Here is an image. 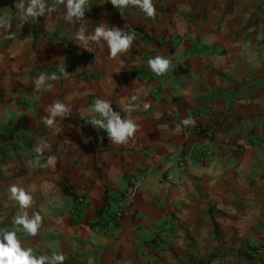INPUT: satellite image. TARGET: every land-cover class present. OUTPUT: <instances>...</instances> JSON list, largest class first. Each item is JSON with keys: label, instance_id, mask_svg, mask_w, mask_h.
Masks as SVG:
<instances>
[{"label": "crops", "instance_id": "0c3cea01", "mask_svg": "<svg viewBox=\"0 0 264 264\" xmlns=\"http://www.w3.org/2000/svg\"><path fill=\"white\" fill-rule=\"evenodd\" d=\"M15 2L0 0V15L14 14ZM152 2L154 17L88 0L82 22H66L57 5L23 27L13 20L11 34L0 31V94L20 98V106L10 105L20 112L10 130L32 131L34 148L51 146L40 156L42 173L34 160L30 175L22 173L35 198L26 211L39 212L42 225L35 237L22 230L17 236L33 255L50 261L63 254L64 264H264V144L253 142L264 137V0ZM102 22L135 35L126 53L110 58L104 41L91 45L93 52L76 43L81 23L91 32ZM158 55L170 61L169 70L145 73ZM41 73L59 80L37 90ZM97 99L138 125L127 143H112L90 123ZM56 101L72 113L49 127L45 109ZM133 103L139 107L127 112ZM189 117L194 127L181 123ZM202 146L212 155L199 162ZM50 155L55 167H44ZM145 169L151 173L113 233L95 232L93 223ZM169 170L174 177L165 180ZM78 193L88 203L76 216Z\"/></svg>", "mask_w": 264, "mask_h": 264}, {"label": "clouds", "instance_id": "9594fccd", "mask_svg": "<svg viewBox=\"0 0 264 264\" xmlns=\"http://www.w3.org/2000/svg\"><path fill=\"white\" fill-rule=\"evenodd\" d=\"M87 4L88 0H56L54 5L47 4L46 0H16L14 14L0 15V31L11 34L13 20L18 21L19 25L23 27L25 23L33 21L37 17L48 16L57 11V5H63L65 10L63 19L66 22L79 23L85 20ZM111 4L119 10L127 8L129 5L135 6L148 17L155 16L156 9L152 0H111ZM9 38H11V35ZM134 40V34H127L117 27H108L103 22L91 32L87 30L84 23H81L75 33L76 43L88 52L94 51L91 45L100 44L101 41L106 42L110 58H116L126 53ZM148 66L154 73L161 75L169 70L170 61L158 55L148 60ZM63 74L65 76L68 75L65 70ZM57 80H59V77L55 73L50 76L41 73L33 83L35 88L39 90L47 81ZM51 86V84H48L49 88ZM131 99L136 101L137 97L133 96ZM150 106L149 101L143 103L144 110L149 109ZM138 107L139 105L137 104H129L126 111L130 113ZM92 110L95 115L90 123L96 128L106 131L112 143L125 144L137 131L138 125L131 118H122L120 113L115 111L107 100L97 99L92 106ZM45 111L47 115L43 117V123L51 127L55 124L57 117L65 118L70 116L72 108L63 102L56 101L49 105ZM181 123L186 127L195 126V120L191 117L183 119ZM87 142L85 140V143ZM50 147L47 143H41L34 148V151L39 156H42L45 149H50ZM56 162V157L50 155L43 166L55 167ZM8 191L11 194V198L19 204L21 211L13 218V224L18 226L17 230L0 229V264H64L65 256L63 254H53L49 261L47 256L41 255L37 257L33 255L30 248L25 249L22 247L17 231L22 230L27 235L35 237L43 221L39 212L33 213L30 217L26 211L33 206L34 201L33 197L24 188L12 184Z\"/></svg>", "mask_w": 264, "mask_h": 264}, {"label": "rangeland", "instance_id": "374dc122", "mask_svg": "<svg viewBox=\"0 0 264 264\" xmlns=\"http://www.w3.org/2000/svg\"><path fill=\"white\" fill-rule=\"evenodd\" d=\"M4 76V73L0 72V84L4 83ZM16 95L14 100H11L6 96L5 92L0 94V228L6 227L7 224H12L13 218L20 212L19 204L11 198V194L8 191L9 187L12 184L22 188L32 185L31 179L28 177L24 178L22 173L26 171L30 175L31 169L29 168L31 166L28 163H33V160L39 162L38 172L42 173V158L36 155L33 144L29 140L32 131L27 133L22 128H19V125H15V128L10 130L12 123L19 124L16 120L18 118L17 114H20V112L13 113L10 106L12 103L16 107L20 106V98ZM13 117H15V121H12ZM20 120L21 115L19 117ZM40 178L42 177L40 176Z\"/></svg>", "mask_w": 264, "mask_h": 264}, {"label": "built area", "instance_id": "2783aa9c", "mask_svg": "<svg viewBox=\"0 0 264 264\" xmlns=\"http://www.w3.org/2000/svg\"><path fill=\"white\" fill-rule=\"evenodd\" d=\"M144 71L145 73H149V74L154 73L149 67H145ZM253 142L257 145L264 144V137L254 138ZM198 155H199L198 161L204 162L211 157L212 151L208 147L202 146L199 147L198 149ZM183 163H184V158L178 159L177 161L178 166H182ZM150 173L151 171L149 169H145L142 170L140 174L133 175L130 178V183L128 188L122 194L121 198L115 203L113 211L107 216L100 219L99 221L93 223L92 229L95 232H99V233L103 232L105 234L113 233L115 227L118 225V223L124 216L126 209L135 201L144 178H146ZM173 177H174V172L172 170L167 171V173L164 175L165 180H171ZM87 203L88 201L85 194L83 193L76 194L74 198V203L71 208L72 213L76 216L82 214L87 208ZM168 226H171V224H169ZM257 251L261 252L262 250L261 248H259Z\"/></svg>", "mask_w": 264, "mask_h": 264}]
</instances>
